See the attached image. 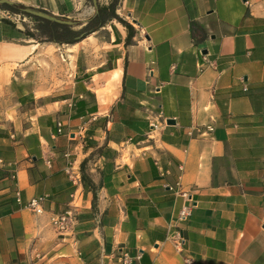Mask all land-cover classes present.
Returning a JSON list of instances; mask_svg holds the SVG:
<instances>
[{
    "label": "crops",
    "instance_id": "obj_1",
    "mask_svg": "<svg viewBox=\"0 0 264 264\" xmlns=\"http://www.w3.org/2000/svg\"><path fill=\"white\" fill-rule=\"evenodd\" d=\"M114 12L123 22L72 43L86 67L59 98L47 68L59 44L0 17V264H116L120 250L129 264H264V0ZM73 191L61 236L50 217ZM38 196L42 214L26 207Z\"/></svg>",
    "mask_w": 264,
    "mask_h": 264
},
{
    "label": "rangeland",
    "instance_id": "obj_2",
    "mask_svg": "<svg viewBox=\"0 0 264 264\" xmlns=\"http://www.w3.org/2000/svg\"><path fill=\"white\" fill-rule=\"evenodd\" d=\"M12 1L17 4V7H31L52 14L50 12V7L47 0H12ZM72 2L74 4V11L69 15V17H59L57 15L54 16L63 19L83 21L89 19L95 13V8L92 4V0H72ZM97 2L98 5H104V4H108L109 0H97ZM1 6L2 4L0 5L1 18H7L8 20H11L16 24L23 26L24 28L30 30L31 32H34L36 34L38 33L36 29L37 23L32 19H30L23 12H21L18 8H15L14 10H10L8 8ZM106 27H108V25ZM106 31H107L106 28L102 29L99 35L104 36L105 38ZM53 51L55 52L54 54ZM76 51H78V48L76 47L74 48L72 46V43L59 45V46L52 44V46L49 47V50L47 52L49 56L48 57L49 62L47 66L49 86L50 89H55L54 92H57V90H59L61 93L59 95H54L53 98L67 96L68 95L67 93H65L64 95L62 93L67 92L68 86L75 81L76 78L73 76V72L78 71L80 69L82 70L86 67L84 65L87 57L86 53L82 52L80 57L74 58L73 54L76 53ZM78 78H81V76Z\"/></svg>",
    "mask_w": 264,
    "mask_h": 264
},
{
    "label": "trees",
    "instance_id": "obj_3",
    "mask_svg": "<svg viewBox=\"0 0 264 264\" xmlns=\"http://www.w3.org/2000/svg\"><path fill=\"white\" fill-rule=\"evenodd\" d=\"M117 0H111L108 4L98 5L97 13L90 18V20L80 28H74L72 26L57 24L47 20H43L29 14L27 15L30 19L37 23L38 33L26 30L23 32L25 35L35 38L37 41H50L55 42L59 45L64 43H73L78 41L80 38L85 37L91 32L97 30L103 26L108 20L116 18L118 21L123 22L121 18L114 12V5ZM1 7L14 10L16 7L2 4ZM14 27V26H12Z\"/></svg>",
    "mask_w": 264,
    "mask_h": 264
},
{
    "label": "built area",
    "instance_id": "obj_4",
    "mask_svg": "<svg viewBox=\"0 0 264 264\" xmlns=\"http://www.w3.org/2000/svg\"><path fill=\"white\" fill-rule=\"evenodd\" d=\"M58 126L60 127L61 124H58ZM151 126V130L153 128H155V124L154 123H150ZM59 131L61 129H58ZM208 131H211L212 128L211 127H207ZM191 133V130H190ZM72 182L75 184L76 180H72ZM74 194L75 191H73L70 194L71 197V201L69 203V207L66 210H63L61 212L58 213H53L50 217V223L51 226L53 227V229L55 230L56 233H58L61 236H65L67 234H72L74 227L76 225V211H75V206H73V204L71 203L74 200ZM183 195L190 201L189 203L185 204L180 212H179V219L184 220L186 219L192 210V207L194 206L191 202L190 197L188 198V194L187 193H183ZM16 200L17 201H21V197H20V193L17 191L16 192ZM46 199V196H38V197H32L29 200H27L26 202V207L33 212L34 214H42L44 212V206L43 203ZM176 236V240L178 245L182 244L183 238L180 235L179 232H176L175 234ZM111 260H116V264H129L130 263V256L128 255L127 252L125 251H118L116 254L112 255ZM99 264H103V262H99ZM112 264V262H111Z\"/></svg>",
    "mask_w": 264,
    "mask_h": 264
},
{
    "label": "water",
    "instance_id": "obj_5",
    "mask_svg": "<svg viewBox=\"0 0 264 264\" xmlns=\"http://www.w3.org/2000/svg\"><path fill=\"white\" fill-rule=\"evenodd\" d=\"M1 4H7V5L15 6L24 14H29L31 16H34V17H37V18H40L43 20H47L50 22H54V23L62 24V25H67V26H75V25L82 24V23L84 24L90 20V18H89V19L83 20L81 23V22H78L75 20L59 18V17H56L53 14H50L46 11L34 9L31 7H17V4L15 2H13L12 0H0V5ZM92 4L95 8V13H97V7H98L97 0H92Z\"/></svg>",
    "mask_w": 264,
    "mask_h": 264
}]
</instances>
